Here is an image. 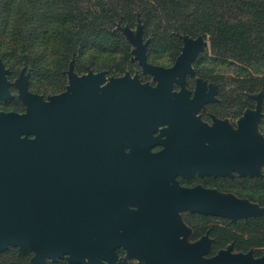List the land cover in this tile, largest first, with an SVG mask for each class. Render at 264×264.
Here are the masks:
<instances>
[{
  "label": "water",
  "instance_id": "1",
  "mask_svg": "<svg viewBox=\"0 0 264 264\" xmlns=\"http://www.w3.org/2000/svg\"><path fill=\"white\" fill-rule=\"evenodd\" d=\"M119 28L134 45V59L144 73L155 76L156 87L129 73L108 80L106 71L79 75L72 61L66 91L46 100L29 90L30 73L23 70L16 85L27 112L0 111V254L14 246L32 249L36 259L67 254L83 261L86 256L105 257L111 252L113 256L121 240L119 231L88 225L86 210L92 199L87 193L88 177L117 173L108 164L126 158L124 135L147 140L160 124L182 118L184 112L185 161L165 166L166 174L181 172L185 178L262 174L264 133L259 125L264 118V91L249 94L257 101L256 107L244 112L237 128L215 117L210 126L198 113L215 98V84L208 91L207 82L198 80L194 97L187 89L172 90L174 81L184 85L186 73H194L193 61L209 45L208 40L184 35L183 52L174 66L166 68L148 62L149 41L143 39L140 20L137 33L128 25ZM6 95H10L8 90L0 92V98ZM141 154L149 161L137 165L131 175L141 184L138 191H148L152 176L161 173L154 171L150 161L156 156L148 148L141 147ZM179 198L180 207L191 213L232 220L264 215V206L258 203L201 185L180 189ZM191 233L186 224L185 231L174 234L141 230L131 249L145 260L143 264H264V254L234 252L233 244L208 256L214 240L205 235L189 242Z\"/></svg>",
  "mask_w": 264,
  "mask_h": 264
},
{
  "label": "flooded vegetation",
  "instance_id": "2",
  "mask_svg": "<svg viewBox=\"0 0 264 264\" xmlns=\"http://www.w3.org/2000/svg\"><path fill=\"white\" fill-rule=\"evenodd\" d=\"M140 22L143 23L141 20ZM135 33H137V30ZM197 58L192 64L194 73H186V83L184 82V85L174 81L172 90L174 92H181L182 90L187 89L191 92L190 96L194 97L198 86V80L207 82L208 91L210 89L209 85L215 84V98L205 104V106L199 111L198 116L210 126L214 124L215 117L219 120L227 121L231 127L237 128L238 125H233L227 116H221L219 112L223 107L218 97L221 88L220 83L209 81L206 78L198 76V71L195 68ZM0 60L3 62V66L0 67V92L8 90L10 94L0 98V111L7 113H26L28 106L20 97V89L16 84L21 77L23 70H25L24 72L26 74L30 72L27 71L25 67H22L19 74L16 76V73L5 62L4 58L0 56ZM176 60L171 66H159L170 68L175 65ZM142 72L144 73L143 67ZM144 74L151 75L153 78L152 82L143 81L138 73L131 75H139L142 83H149L153 87L158 85L154 75L149 73ZM192 77H195L194 81L192 80ZM109 78H107V80ZM6 82H8V84H6ZM29 90L33 93L42 95L46 100L48 99L43 94L30 88V76ZM122 139L124 141L123 147L126 158L117 159L108 164L111 166L112 170L117 173L115 175L107 174L104 176L90 174L88 177L89 184H87L89 187L87 193H89V196L92 198L90 203H88L86 210L88 220L90 221L88 225L91 229L119 231V234H121V240L118 241L119 245L115 247V254L112 256L111 252L105 257L86 256L83 261L79 259V256H72L70 259L67 254L61 257L57 256L56 258L46 256L44 259H36L35 252L32 249L21 250L19 247L10 246L6 251L0 254V264H143L145 263V260L139 258L131 249V247L138 242L137 237L139 231L148 229L166 230L174 234V232L185 231V224L188 225L187 219L185 218V208L180 207V189L201 185L205 188L232 193L227 190H222L221 186L217 184L218 179L222 178V176L201 177L195 175L190 178H185V174L176 172L174 169L173 172L176 173L173 175L166 174L168 168L165 169V166H168L169 164H178L180 159L185 161V112L182 118L169 119L166 123L160 124L147 140L138 139L137 135L132 136L130 133L124 135ZM165 140L166 142H164ZM141 147L144 149L148 148V150L156 156V160L153 162L150 161V163L155 167V172L161 173L152 176L153 182L150 184V190L148 191H138L141 184L136 175H131V172L136 170L137 165L149 161L140 158L142 155ZM236 176L237 173H234L233 176L224 177L233 180ZM197 177L201 179L200 182L193 183L189 181V179ZM186 212L191 214L190 211ZM212 217L216 218L219 216ZM218 227L220 226L216 225L213 229ZM190 228L192 229V227ZM205 235H208L213 239V244H215L216 237L207 233L202 235V237ZM178 236L185 241L184 234ZM107 251H109V248H107ZM9 252L11 253L8 254Z\"/></svg>",
  "mask_w": 264,
  "mask_h": 264
},
{
  "label": "trees",
  "instance_id": "3",
  "mask_svg": "<svg viewBox=\"0 0 264 264\" xmlns=\"http://www.w3.org/2000/svg\"><path fill=\"white\" fill-rule=\"evenodd\" d=\"M137 15L166 32L204 36L218 59L232 60L248 68L255 66L256 74L237 79L239 89L250 93L264 90V68H261L264 0H2L0 3V24L5 25L6 32L26 47L32 48L39 42L43 49H56L61 55L57 62L64 63L61 70L82 47L110 35L108 29L121 16L131 22ZM21 52L26 53V49ZM253 179L264 183L263 178ZM249 198L264 206V197ZM249 221L260 223L264 215ZM211 233L214 237L217 234ZM251 245L264 243L256 240L254 243L251 238Z\"/></svg>",
  "mask_w": 264,
  "mask_h": 264
},
{
  "label": "rangeland",
  "instance_id": "4",
  "mask_svg": "<svg viewBox=\"0 0 264 264\" xmlns=\"http://www.w3.org/2000/svg\"><path fill=\"white\" fill-rule=\"evenodd\" d=\"M1 2L2 0H0ZM97 15L95 14L94 16L97 17ZM122 19L123 17L121 16V19L117 20L114 26L108 29V34L110 35L102 37L100 41L92 42L82 47L77 56L67 62V67L62 70L60 65L64 63L57 62V58L60 59L61 55L55 52L56 49H43L40 46L42 44L39 42L34 44L32 48L26 47V44L16 41L13 36L11 37L6 32L4 24H0V54L16 73V76L21 68L25 67L31 74L30 88L43 94L46 98L67 90L69 85L67 71L72 61H74L75 71L79 75L86 74L90 70L94 72L106 71L107 78L112 76L121 77L127 73L132 75L138 73L143 81L152 82V76L144 74L138 60L134 59L132 51L135 47L129 42L127 36L119 27L129 25L136 31L138 21L141 20L144 24V40L149 41L147 49L149 62L166 67L171 66L182 52L185 45L182 38L184 35H177L159 29L156 23L148 24L139 15L131 22ZM22 49H26V53H22ZM206 49H208V52H206ZM54 52L56 55L53 54ZM195 68L198 71V76L220 83L221 88L218 97L223 107L219 112L221 116H227L235 126L238 125L239 119L247 109L256 107L257 101L250 97L249 94H258L264 91L250 93L240 90L237 79L256 74V67H243L232 60L218 59L210 50V43L199 54L195 62ZM192 80L194 81L195 77H192ZM259 130L264 133V118L260 121ZM256 176L264 179V168L261 175L241 177L237 174L233 180L222 176V178L218 179L217 184L221 186L222 190L230 191L240 198H247L252 201L249 198L251 196L256 199L264 197V183H259L253 179ZM189 181L197 183L201 179L197 177L189 179ZM185 218L188 225L192 227V233L188 239L189 242L200 240L202 235L206 233L213 236L211 231L217 233L215 236L216 242L212 245L208 256L217 254L231 244L234 245V252L252 250L255 256L264 254V245L249 246L251 238L254 243L255 240L260 241L261 244L264 243V221L260 223L249 221L250 218L256 217L232 220L224 217L214 218L200 213L188 214L185 211ZM216 225L220 227L213 229Z\"/></svg>",
  "mask_w": 264,
  "mask_h": 264
}]
</instances>
